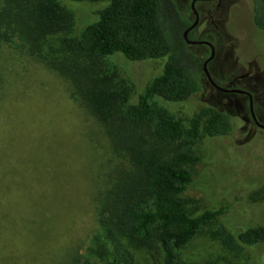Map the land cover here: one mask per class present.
<instances>
[{"label":"rangeland","instance_id":"1","mask_svg":"<svg viewBox=\"0 0 264 264\" xmlns=\"http://www.w3.org/2000/svg\"><path fill=\"white\" fill-rule=\"evenodd\" d=\"M175 1L181 15L193 21L192 0ZM59 2L75 18L63 38L81 37L105 5ZM236 2L213 20L204 15L193 39L211 41L217 49L209 69L218 84L227 86L236 76H245L229 87L254 94L256 114L264 123V29L253 22L251 0ZM205 4L199 0L197 7ZM190 47L204 58L210 54L205 43ZM103 62V70L116 68L119 78L132 85L134 96L145 92L164 65L153 59L132 61L122 53ZM0 74V264H70L88 254L99 227L100 194L117 165L108 134L71 95L69 79L19 44L0 47ZM154 100L185 125L203 107L229 112L234 123L231 134H201L195 145L201 159L183 196L196 200L197 213L224 211L174 250L175 264H264V242L231 249L218 236L220 226L237 235L264 225V128L253 121L248 96L221 92L205 76L203 90L187 101ZM144 249L131 250L136 264H168L162 250Z\"/></svg>","mask_w":264,"mask_h":264},{"label":"trees","instance_id":"2","mask_svg":"<svg viewBox=\"0 0 264 264\" xmlns=\"http://www.w3.org/2000/svg\"><path fill=\"white\" fill-rule=\"evenodd\" d=\"M74 1L105 5L81 37L63 38L75 18L59 0H0V47L17 43L69 79L71 95L103 125L116 157L109 186L100 194L99 227L88 254L70 264H136L131 251L136 248L148 253L158 248L168 264H175L174 250L224 211L197 213L196 200L183 194L201 159L195 147L201 134H231L232 115L203 107L185 125L154 100L187 101L204 87L205 58L191 49L184 35L191 21L181 15L175 0ZM251 1L253 22L264 29V0ZM188 37L193 39L192 31ZM117 53L132 61H160L163 71L134 96V88L119 78L116 68L102 69L103 60ZM218 236L231 249L256 245L264 242V225L237 235L220 226Z\"/></svg>","mask_w":264,"mask_h":264},{"label":"flooded vegetation","instance_id":"3","mask_svg":"<svg viewBox=\"0 0 264 264\" xmlns=\"http://www.w3.org/2000/svg\"><path fill=\"white\" fill-rule=\"evenodd\" d=\"M199 0H197L196 2H195V6H196V9H197V11H198V17H199V21H198V23H197V25L194 27V28H192L189 32H191L192 31V33L200 26V23H201V21H202V19L204 18V15H206V16H210V18L213 20V18H214V15L215 14H219V13H223L224 12V10H228L229 12L232 10V8L237 4V0H204V3H207V4H205V5H203L202 7H200V8H198L197 7V2H198ZM201 1V0H200ZM192 2H193V0H192ZM192 2H191V4H190V6H191V9L193 10V8H192ZM193 13H194V16H195V19L192 21V20H190L191 21V24H190V26L197 20V14L194 12V10H193ZM189 26V27H190ZM188 27V28H189ZM193 40H198V39H193ZM198 41H202V42H200V43H205V42H203V41H205V40H198ZM209 42H211V41H209ZM193 44H195V43H193ZM206 45H207V47L209 48V52H210V54L205 58V60H207L208 58H210L211 56H212V51H213V48L212 47H214V49H215V53H214V56H213V58L212 59H210V61L208 62V68H209V64H210V62L212 61V60H214L215 58H216V55H218V53H217V49L215 48V46H214V44L211 42V44L213 45V46H211L210 44H208V43H205ZM205 62V61H204ZM209 71H210V69H209ZM210 74H211V71H210ZM205 76H206V78H208V81L210 82V84L212 85V86H214L215 88H217L213 83H212V81L209 79V77H207V75L205 74ZM212 76V75H211ZM245 76L244 75H240V76H236L233 80L231 79L230 81H229V85H227V86H223V87H226V88H237V87H229V86H231V85H233L236 81H238V80H240V78H244ZM212 79L214 80V78L212 77ZM215 81V80H214ZM216 82V81H215ZM217 83V82H216ZM218 84V83H217ZM218 85H220V84H218ZM220 86H222V85H220ZM217 89H219V88H217ZM242 89H244V90H246V91H248V92H250L248 89H246V88H242ZM221 92H226V91H222L221 89H219ZM227 92H231V91H227ZM232 93H236V92H232ZM251 93V92H250ZM242 94H246L247 96H248V98H249V106H250V101H251V98H252V100H253V104H254V112H255V116H256V118H254L253 117V115H252V110H251V106H250V112H251V116H252V119H253V121L258 125V126H260L259 125V123L257 122V121H259L260 122V120L258 119V114H256V111H255V96H254V94L253 93H251V95H252V97L249 95V93H242ZM261 123V122H260ZM262 124H264V123H262ZM261 127V126H260ZM263 128V127H262Z\"/></svg>","mask_w":264,"mask_h":264},{"label":"water","instance_id":"4","mask_svg":"<svg viewBox=\"0 0 264 264\" xmlns=\"http://www.w3.org/2000/svg\"><path fill=\"white\" fill-rule=\"evenodd\" d=\"M197 0H193V2H192V8H193V10H194V12L197 14V17H198V11H197V9H196V6H195V2H196ZM198 21H199V17L197 18V20L185 31V37L187 38V41H188V43H190V44H193V43H200V42H202V41H198V40H193V39H191V38H189L188 37V33H189V31L192 29V28H194L196 25H197V23H198ZM203 42H205V43H208V44H210L211 46H213L212 44H211V42H209V41H203ZM213 48V51H212V56L210 57V58H208L207 60H205V62H204V70H205V74L207 75V77H209V79L212 81V83L217 87V88H219V89H221L222 91H231V92H236V93H249V95L252 97V95H251V93L250 92H248V91H246V90H244V89H242V88H226V87H223V86H220V85H218L213 79H212V76H211V74H210V71H209V68H208V62L210 61V59H212L213 58V56H214V53H215V49H214V47H212ZM250 106H251V110H252V115H253V117L254 118H256V116H255V112H254V104H253V100H252V98H251V101H250ZM258 123H259V125L261 126V127H263L264 128V124H262V123H260L259 121H257Z\"/></svg>","mask_w":264,"mask_h":264}]
</instances>
